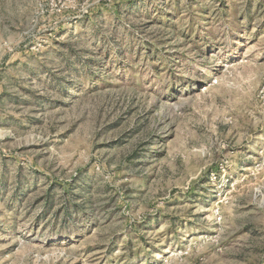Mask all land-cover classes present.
<instances>
[{
    "label": "rangeland",
    "instance_id": "obj_1",
    "mask_svg": "<svg viewBox=\"0 0 264 264\" xmlns=\"http://www.w3.org/2000/svg\"><path fill=\"white\" fill-rule=\"evenodd\" d=\"M0 264H264V0H0Z\"/></svg>",
    "mask_w": 264,
    "mask_h": 264
}]
</instances>
